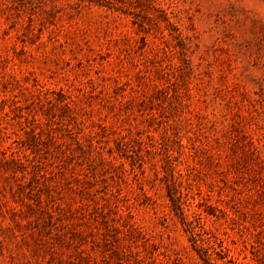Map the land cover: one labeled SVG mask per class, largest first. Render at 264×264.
<instances>
[{"label": "rangeland", "instance_id": "374dc122", "mask_svg": "<svg viewBox=\"0 0 264 264\" xmlns=\"http://www.w3.org/2000/svg\"><path fill=\"white\" fill-rule=\"evenodd\" d=\"M0 264H264V0H0Z\"/></svg>", "mask_w": 264, "mask_h": 264}]
</instances>
